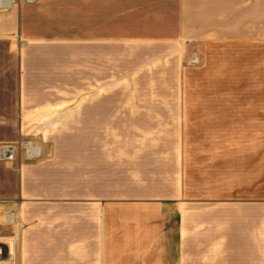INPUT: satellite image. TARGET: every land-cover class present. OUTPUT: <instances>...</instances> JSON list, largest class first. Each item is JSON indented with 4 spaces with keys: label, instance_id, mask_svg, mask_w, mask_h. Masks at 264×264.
Instances as JSON below:
<instances>
[{
    "label": "crops",
    "instance_id": "crops-1",
    "mask_svg": "<svg viewBox=\"0 0 264 264\" xmlns=\"http://www.w3.org/2000/svg\"><path fill=\"white\" fill-rule=\"evenodd\" d=\"M62 8L11 0L0 10V143L32 135L41 150L40 160L18 164L17 198L0 206L14 218L6 225L0 214V264H264V0H241V181L217 176L220 191L209 197L191 195L195 152L138 132L166 123L179 105L106 101L104 0H82L79 18ZM233 10V0H195L194 27H215L202 13L212 22ZM11 69L13 91L4 80ZM74 92L80 101L58 98ZM231 187L240 192L223 191ZM123 207L161 216V225H137L157 234L122 244Z\"/></svg>",
    "mask_w": 264,
    "mask_h": 264
},
{
    "label": "rangeland",
    "instance_id": "rangeland-1",
    "mask_svg": "<svg viewBox=\"0 0 264 264\" xmlns=\"http://www.w3.org/2000/svg\"><path fill=\"white\" fill-rule=\"evenodd\" d=\"M58 1L64 5V14L67 11L69 16L80 17L82 0ZM194 1L104 0L107 33L105 99L132 102L139 108L155 106L158 102L172 107L179 105L177 110H168L171 114L166 123L139 125L138 132L160 133L159 139L174 144L179 152H195L192 155L201 163L191 172L190 179L196 186L191 195L209 197L220 191L215 188L217 176H224L223 180L232 186L241 181L245 46L241 41V0H233L232 12L213 13L212 22L209 21L211 15L202 13L203 20H207L203 23L215 25L209 28L194 27ZM226 18L233 19L231 28L225 27L223 20ZM73 24L76 26L80 21ZM71 31L80 30L74 28ZM248 52L252 53V50L246 46V57ZM4 80L10 85L7 89L13 91V69ZM81 95L80 92L60 93L58 98L74 103L81 100ZM4 111L9 117H15V109ZM13 133L9 129L10 137ZM21 140H32L40 147L38 137L32 135L0 143V146H17L19 151L16 161L0 160V206L17 198L18 164L41 159H21ZM226 190L231 195L240 192V188L223 189ZM7 213H0L1 222L10 225ZM121 219L122 244H135L137 232L143 243L149 232L157 234L154 229H138V223L161 225L163 218L123 207ZM176 219L175 216L171 218V227L176 225Z\"/></svg>",
    "mask_w": 264,
    "mask_h": 264
},
{
    "label": "built area",
    "instance_id": "built-area-1",
    "mask_svg": "<svg viewBox=\"0 0 264 264\" xmlns=\"http://www.w3.org/2000/svg\"><path fill=\"white\" fill-rule=\"evenodd\" d=\"M27 3H36L39 0H25ZM11 0H0V10L9 8ZM20 147L24 150L25 159L28 161L36 160L41 157L40 147L32 140H21L19 143ZM17 146L12 144H5L0 146V160L12 161L15 158ZM13 214L7 216V220L13 223ZM12 217V218H11Z\"/></svg>",
    "mask_w": 264,
    "mask_h": 264
},
{
    "label": "bare ground",
    "instance_id": "bare-ground-1",
    "mask_svg": "<svg viewBox=\"0 0 264 264\" xmlns=\"http://www.w3.org/2000/svg\"><path fill=\"white\" fill-rule=\"evenodd\" d=\"M8 1V0H7Z\"/></svg>",
    "mask_w": 264,
    "mask_h": 264
}]
</instances>
